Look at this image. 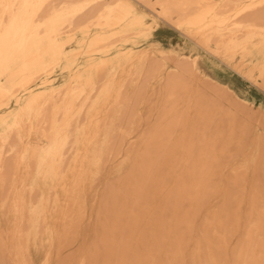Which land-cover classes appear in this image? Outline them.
Segmentation results:
<instances>
[{
	"label": "rangeland",
	"instance_id": "obj_1",
	"mask_svg": "<svg viewBox=\"0 0 264 264\" xmlns=\"http://www.w3.org/2000/svg\"><path fill=\"white\" fill-rule=\"evenodd\" d=\"M152 32L139 49L172 60L154 77L144 75L128 84L126 94L139 90L137 97L127 103L108 102L107 114L117 108L116 125L98 172L80 176L70 171L74 152L69 150V169L51 189L37 178L34 159L15 163L14 152L4 154L8 166L0 175V264H150L152 257L169 264V248L181 245L176 264H207L212 254L219 264H242L247 255L264 260V91L236 73L228 80L217 75L204 61L212 56L164 20H158ZM173 48L200 55L204 73L191 83L207 94L218 114L198 121L194 110L188 111L186 122L170 127L172 134L164 136L169 149L160 146L163 142L146 145L144 140L164 130L171 116H164L169 104L162 88L175 67L178 53ZM221 67L227 70L225 64ZM53 76L55 86L67 79L60 66ZM209 76L229 82L237 95L217 101ZM179 105L181 112L186 104ZM129 129L133 132L127 136ZM24 136L30 144L38 141L35 134ZM192 170L212 186L205 196L194 190L179 194L180 185L191 182ZM141 186L145 190L139 197ZM44 203L38 241L28 244L30 208ZM164 231L169 240L157 255Z\"/></svg>",
	"mask_w": 264,
	"mask_h": 264
},
{
	"label": "bare ground",
	"instance_id": "obj_2",
	"mask_svg": "<svg viewBox=\"0 0 264 264\" xmlns=\"http://www.w3.org/2000/svg\"><path fill=\"white\" fill-rule=\"evenodd\" d=\"M158 20L205 49L212 56L204 58L205 64L217 75L228 80L230 73H236L264 91V0H0V175L8 166L7 161L3 163L4 154L14 152L15 163L34 159L37 178L54 189L69 169L65 168L69 150L74 152L70 171L80 176L98 172L116 125L117 108L107 114L108 102L127 103L137 97L139 90L126 94L128 84L144 75L154 77L172 60L168 55L151 56L148 48L139 49ZM173 49L178 53L175 67L162 88L169 104L164 116H171L164 130L144 140L146 145L163 142L160 146L169 149V138L165 143L164 136L172 134L170 127L186 122L188 111L194 110L198 121H210L218 114L211 109L207 94L192 84L196 74L204 73L200 55ZM59 66L67 79L55 86L53 74ZM209 77L215 83L217 101L236 94L229 82ZM182 103L186 107L179 112ZM132 132L129 129L125 134ZM24 133L27 137L35 134L38 141L26 142ZM191 174V182L180 185V195L194 190L205 196L213 189L200 173L192 170ZM144 190L139 188V197ZM16 201L20 205V198ZM45 209V203L30 208L28 244L38 241L39 216ZM165 231L157 255L169 240ZM181 246L169 248L173 255L169 264L179 262ZM197 255L202 258L201 248ZM262 262V258L247 255L242 264ZM150 264L160 261L152 257ZM207 264H219L215 254Z\"/></svg>",
	"mask_w": 264,
	"mask_h": 264
}]
</instances>
